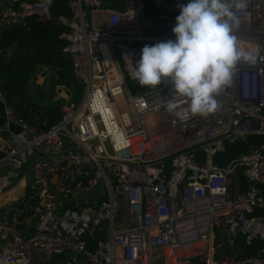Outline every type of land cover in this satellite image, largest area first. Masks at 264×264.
Wrapping results in <instances>:
<instances>
[{"label": "built area", "instance_id": "built-area-1", "mask_svg": "<svg viewBox=\"0 0 264 264\" xmlns=\"http://www.w3.org/2000/svg\"><path fill=\"white\" fill-rule=\"evenodd\" d=\"M113 1L66 0L56 17L81 93L47 128L16 119L0 92L5 128L17 126L0 142V193L23 185L0 203V264H264V0H248L234 33L257 63L237 66L216 112L185 123L162 106L170 85L130 73L145 45L175 40L154 27L175 26L188 0ZM51 2L0 0V32L50 18Z\"/></svg>", "mask_w": 264, "mask_h": 264}, {"label": "clouds", "instance_id": "clouds-1", "mask_svg": "<svg viewBox=\"0 0 264 264\" xmlns=\"http://www.w3.org/2000/svg\"><path fill=\"white\" fill-rule=\"evenodd\" d=\"M248 0H188L178 4L172 28L175 40L142 48L132 66L131 78L142 87L160 92L170 85L162 106L185 123L194 116H207L220 106L217 96L232 83L240 64L255 65L258 52L241 43L238 12ZM161 93V92H160Z\"/></svg>", "mask_w": 264, "mask_h": 264}, {"label": "trees", "instance_id": "trees-1", "mask_svg": "<svg viewBox=\"0 0 264 264\" xmlns=\"http://www.w3.org/2000/svg\"><path fill=\"white\" fill-rule=\"evenodd\" d=\"M152 8L157 11V8ZM60 14L69 15L66 0H52L50 18L42 20L28 15L0 32V47L10 49L9 53L0 52V92L16 119L38 129L47 128L60 115L56 104H46V107L36 104L42 94L38 93L41 85L35 83L34 78L41 67L47 69L53 83L72 87L73 99L81 93V84L71 71L70 58L62 50L66 41L60 33L65 27L55 20ZM156 25L153 33H173V25ZM256 138L249 135L245 139L225 142L223 149L214 155V161L225 163L229 157L245 151ZM62 258L63 255L54 254L45 264H58Z\"/></svg>", "mask_w": 264, "mask_h": 264}, {"label": "rangeland", "instance_id": "rangeland-1", "mask_svg": "<svg viewBox=\"0 0 264 264\" xmlns=\"http://www.w3.org/2000/svg\"><path fill=\"white\" fill-rule=\"evenodd\" d=\"M143 31L144 28H142ZM34 82L39 84V91L38 93H41V100L36 101L37 105L44 106L46 107V104H56L59 106L63 102V100L67 97L72 96L73 94V89L70 86H67L66 84L63 83H53L51 80V77L49 74H47V69L45 67H41L39 71L36 73ZM60 91H62V94H60ZM8 132L5 130L4 135H7ZM8 136V135H7ZM7 137H3L2 133L0 132V140H4Z\"/></svg>", "mask_w": 264, "mask_h": 264}, {"label": "crops", "instance_id": "crops-1", "mask_svg": "<svg viewBox=\"0 0 264 264\" xmlns=\"http://www.w3.org/2000/svg\"><path fill=\"white\" fill-rule=\"evenodd\" d=\"M8 128H5L7 125H5V115L3 112V105L0 103V132L2 133L3 137H7V135H4L5 130L7 131H15L17 130V126L13 123L8 124ZM2 142V140H0ZM5 142H9L8 138L5 139ZM23 192V185L22 181L19 179H16L14 185L6 190H4L2 193H0V203L4 202L5 200L12 199L18 195H20Z\"/></svg>", "mask_w": 264, "mask_h": 264}, {"label": "water", "instance_id": "water-1", "mask_svg": "<svg viewBox=\"0 0 264 264\" xmlns=\"http://www.w3.org/2000/svg\"><path fill=\"white\" fill-rule=\"evenodd\" d=\"M115 4H117V5H121V3H119V2H117L116 0L115 1H113ZM7 168H5L4 170H6Z\"/></svg>", "mask_w": 264, "mask_h": 264}]
</instances>
